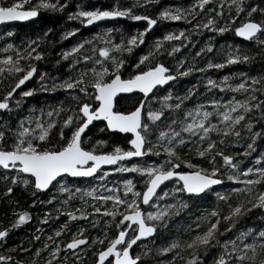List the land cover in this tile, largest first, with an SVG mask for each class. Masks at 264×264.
Returning a JSON list of instances; mask_svg holds the SVG:
<instances>
[{
    "label": "trees",
    "instance_id": "1",
    "mask_svg": "<svg viewBox=\"0 0 264 264\" xmlns=\"http://www.w3.org/2000/svg\"><path fill=\"white\" fill-rule=\"evenodd\" d=\"M0 2L7 6L12 0H0ZM51 2L55 4L57 0H51ZM64 3L65 0H59V4ZM193 3H195V0H156L151 6H146L143 5V0H140V6L133 7V5L137 4V0H68L62 10L58 6L55 9L40 8L37 20L28 24L1 28L0 58L11 55L13 60H15L16 56L19 55L21 57L19 66L22 69H26L31 64H35L37 68V72L29 82L23 88L18 89L13 94V97L9 98L10 108L0 109V131L6 132L4 143L11 145L14 140L13 132L19 130L22 120L23 127H35V117H40L41 123L44 124H47L51 119L57 121L49 136L52 145H58L61 142L58 136L61 127L60 121L70 114V110L76 109L79 103L85 100L93 104V107H97L98 103L94 101L92 96H85L79 88L65 89L56 87L54 89L53 85L69 78L76 79L78 73L85 69L91 70L93 66L99 68L100 65L96 64L97 60H101L111 67V61L108 58L101 57L98 51L93 54L91 44H85L82 50L83 54L92 57L89 61L82 60L81 55L77 53H72L68 58H64L63 52L70 50L71 47L82 40H91L97 33L103 35L108 28L113 29L112 33L109 34L112 42L118 43L121 39L126 41L129 36L137 34L147 26L146 21L132 20L129 16L125 19L112 20L87 28L79 20L69 19L70 13H75L78 9H94L97 7L100 9H111L114 5H118L122 8L132 7L134 14L148 15L156 18L157 13L162 9L175 10L183 8L189 10ZM245 3L246 5L255 4L258 7H264V0H245ZM37 4L38 0H27L23 8L27 9ZM221 10L222 14L218 15V13H221ZM196 11L198 14H194V19L191 16L187 20L172 21L158 19L157 24L145 33L144 42L133 47L131 52H120L114 49L111 53V55H116L125 61L120 74L124 78H127L135 74L136 71L143 69L144 65H141L140 68H134L133 65L137 64L141 55L147 54L157 38L164 36L168 32L178 33L181 29L185 30V35L188 37L186 40L181 38L179 41L165 42V50L159 56H156L153 61V63L155 61L164 63L171 72L177 74L172 82L155 90L152 96L155 95L157 99H152V96L147 99L143 122H149L146 116L149 109L156 110L161 107L159 97L168 95L170 91L172 98L169 103H179L180 101L176 97H183L189 90L194 89L191 95L183 101L179 109L164 108L163 115L157 121L150 124L152 130L147 135L145 148L148 146V141H150L154 149L153 152L144 158L118 162L112 167L117 169V171H110L109 169L101 170L95 177L88 178L63 177L65 187L73 193L71 196H69L68 192L58 191L60 186L57 182L48 191L36 190L31 183L30 176L19 173V170L4 169L3 166H0V228H9L8 234L0 243V255L12 258L8 264H19L20 261H24V264H43L40 261L36 262L34 260L36 258L33 257H35L36 250L42 245L45 235L54 232V230L60 232V235H56L55 238L61 241V251L52 264H61L65 257L67 258V264H74V262L75 264H95L97 257L94 253L107 247L108 241L118 234L119 229L116 227V224L121 219L120 213H124L128 209L125 205H120V213L116 217L105 215L103 212H94V207H100L101 209L105 207L111 208L113 202L111 200L101 201L96 199V197H101V194L92 198L85 190L98 188L101 184H104L101 177H103L105 171H108L107 176L110 179L120 177L124 174V171L120 170L122 164L125 165L133 161L141 164L145 158L154 159L158 162L165 159L166 154L161 151V147L167 142L165 138V140L161 141L160 145H157L156 137L159 131H165L169 123L175 121L176 123L171 126L177 132H181V124L191 118L186 117L185 112L195 108L197 105H202L213 112L212 117L209 119L215 122L221 119L217 115V112L224 110V101H232L233 98L241 101L247 98L250 103L264 101V90H262L264 89V43L260 42L264 41V34H260L258 38L250 40H244L238 36L234 28L239 26V22L245 18L244 13L223 33L217 32L211 27L207 29L200 28L199 30L194 29L193 26L195 24L206 22L209 16L217 20L218 26H223L224 21L235 14L234 6L229 4L228 0H223V2L221 0H209L204 9L197 7ZM253 18L260 20L262 17L259 12H256L253 13ZM74 28L79 30L71 36L65 35V33ZM30 41H35V43L29 44ZM93 43L96 44L97 49L105 46L103 41H93ZM208 43L213 45L212 51H206L197 56L196 54L199 50ZM8 44H12L13 48L9 49L7 47ZM174 44H181L182 46L177 52L168 55V51H170ZM31 50L42 52V58L36 59L35 51L29 57L28 52ZM230 52H238L241 56H247L248 59H241L235 63L225 64L223 67H206L209 61L213 65L223 63ZM73 59L78 62L73 64ZM180 61H183V63L178 65ZM70 64L72 65L71 68L69 67ZM0 68L4 69L3 72H0V98H3L6 89L22 73H10L3 63H0ZM187 68H191L192 71L187 75L178 74ZM41 73L46 74L44 80L40 79ZM225 76L229 77L227 81L223 80ZM251 77H256L257 83L253 84ZM208 79L214 80L216 86L208 85ZM241 81L252 85V88L246 92L235 89L234 86ZM222 84H227L230 87H221L220 85ZM28 88L35 89L33 94L27 97L20 96V93L26 91ZM89 92H92L91 87H89ZM250 94L256 96L255 101L250 99ZM142 99L143 96L139 93L121 95L116 99V109L123 112L132 111ZM211 99L221 101L220 107L216 108L215 105L206 103V101ZM17 100L20 101L19 106L16 104ZM57 109H60L58 115L54 111ZM49 111H53L52 117L47 115ZM262 111H264V107L253 109L247 113V117H251L256 121L253 125L254 130L264 129V118L260 116ZM27 117L32 118L33 123L31 125L25 119ZM241 123L243 124L244 122ZM184 133L187 136L191 135L186 132ZM245 133L246 129L241 128L239 140L229 135L223 136L222 141V134L210 133L211 139L217 141L215 150L211 153H206L203 157L198 156L196 150L197 148L201 150L206 148L207 140L201 143L198 138L199 133L192 136L190 141L177 146V152L180 154L181 160H190L192 164L199 165L205 169H210L213 166L218 167L220 171L217 173V176L223 179L224 185L214 188L201 196H189L184 192L174 193L169 197H155L153 203L161 205L175 203L173 197H178L187 206L170 217L166 216L163 224L157 223V230L152 238L138 241L133 246V255H140L138 264H187L188 256L191 252L190 249H177L176 251H180V256L175 260H173L174 252L162 253L159 249L166 247L169 239L182 231V223L189 217L190 213L195 212L200 205L207 201H211V204L218 211L221 218L229 213L230 205L234 207L238 203H243L244 208H247L248 211L242 209L243 214L234 217L235 224L228 231L224 230L228 228L232 220H220L216 234V240L219 243L213 240L210 242V247L206 250H200L199 254L202 257L200 264H214L221 251L224 250L223 242L236 238L239 232L247 231L248 229L253 230L244 241H237L242 244L244 242H251L254 234L264 229L263 208L260 206L252 207L259 192L264 191V182L255 187L251 193L234 191L241 188L235 187L231 183L232 180L229 179V176L236 175L237 172L229 165H225L222 157L219 155L220 152H223L225 155H233V162L237 163L241 169L255 163L254 159L256 157H264V136L256 139L253 149L249 150V154H244L247 144L252 142ZM64 135L65 137L70 135L68 128L64 129ZM97 141H106V143L97 144ZM130 141L131 136L129 134L112 132L106 127L105 122L102 121L94 122L84 135V146L91 148L93 145H96L97 152L112 151L115 145H119L124 150H130ZM39 143L42 146H48L42 141ZM189 144H191V147H189ZM157 153L159 154L157 155ZM213 156L215 157L214 164L212 162ZM179 170L189 171L194 169H190L188 165L181 163ZM16 175L28 177L30 180L29 185L25 186L22 182L12 184L11 177ZM129 175L133 177L136 189L142 193L146 186L147 176L136 171L129 173ZM9 186L13 189L11 193L6 191V188ZM179 186L176 180L171 181L158 194L162 193L165 189L171 191L173 187ZM76 189H81V191L77 192ZM117 194L122 199H130L129 194L122 192ZM223 196L227 198H221ZM141 199L142 197H138V202L140 203V207L145 210L146 208L142 206ZM33 200L36 201L35 204L32 203ZM18 211H28L31 219L20 226L11 228L9 226L14 223ZM72 211H75L77 215L74 219H69L68 213ZM80 211L85 212L86 215L84 217L79 216ZM45 214H47V219H45ZM215 219L216 217H212L213 221ZM196 223L200 224L199 229L204 231L208 222L202 223V217H198ZM125 226H127L126 222L121 227ZM81 227L84 230L83 235L89 237V242L94 237H101L104 239V243L93 244L90 248L84 246L83 248H85L87 255L84 256L81 252L76 251V255L81 256L82 260L75 261V257L73 256L74 251L64 249L63 245L69 242L73 238L75 230ZM131 234L132 229L128 236ZM41 254H44L43 250L40 251L39 256H36L38 260ZM0 264H6V262H0Z\"/></svg>",
    "mask_w": 264,
    "mask_h": 264
},
{
    "label": "snow or ice",
    "instance_id": "2",
    "mask_svg": "<svg viewBox=\"0 0 264 264\" xmlns=\"http://www.w3.org/2000/svg\"><path fill=\"white\" fill-rule=\"evenodd\" d=\"M68 0H65L64 4L52 3L51 0H38V4L33 7H29L26 10L23 8L27 0H12L7 6L0 2V21H12V20H25L30 17H36L38 15L40 8H52L55 9L57 6L62 10L67 4ZM156 0H143V5L151 6ZM223 2V0H221ZM209 3V0H195V3L191 5L189 10L183 8L179 9H162L157 13V17L153 18L148 15H137L133 13L132 7H119L114 5L113 8L100 9L99 7L94 9H78L75 13L69 14V19H77L83 25H91L96 21H100L104 18H114V17H131L132 20H144L147 22V26L139 31L137 34H133L127 38L125 41L121 39L118 43H113L110 38V33L113 29L108 28L106 32L101 35L97 33L92 37L91 40H82L81 42L75 44L70 50L63 52V57L68 58L72 53H77L81 55L82 60L89 61L92 59L89 55L82 53L85 44L92 45V52L95 54L96 51L99 52L101 57H106L111 61V67L107 66L103 61L97 60L96 64L100 67L97 68L93 66L91 70L85 69L84 71L77 74L76 79H67L65 81H60L53 85L56 87L65 89L79 88L85 96H92L94 101L98 103L97 107H93V104L88 103L86 100L79 103L76 109H71L70 114L67 115L65 119L60 121L61 127L58 132L61 142L53 146L49 133L54 129L57 121L51 119L47 124L41 123L40 117H35V127H23V120L20 122V127L18 131H14V140L11 145H6L4 143L6 138V132L0 131V166L4 169H15L19 170V173L28 174L31 177V183L36 190H43L49 188L50 185H54L57 182L60 187L58 191L68 192L69 196L73 193L69 191L67 187L64 186V179L62 174H71L72 176H90L97 172L102 165H113L123 158L142 156L146 152H153V146L151 142L148 141V146L146 145L147 135L151 132L152 128L150 124L157 121L163 115V109H179L183 104V101L191 95L194 89L189 90L183 97H176L179 103H169L172 98L171 92L163 97H159L161 107L156 110L149 109L146 116L149 122L142 121V109L145 108L146 101L144 99L140 100L138 105L129 112L114 111V97L118 93H130L133 90H140V92L148 97L149 93H153L154 89L158 86L165 85L168 81L175 78L177 73L171 72V70L166 67L162 62L153 61L156 56H159L163 52L164 44L168 41H179L181 38L186 40L188 37L185 35V30L181 29L178 33L168 32L164 36L159 37L154 42V45L147 52L139 57L134 68H140L144 65L142 70H138L135 74L128 76L127 78H122L120 70L123 67L125 61L116 55H111L113 50H118L120 52H131L133 47L144 42L145 33L153 28L157 24L158 19L162 20H187L190 16L194 19V14L197 13V7L199 9H204L205 5ZM228 3L233 5L235 8V14L231 15L223 23V26H218L217 20L209 16L206 22H201L195 24L193 27L196 30L200 28H209L223 33L232 23L237 21V18L241 16L242 13L245 14V18L239 22V26L234 28V31L240 36L247 39L258 38L260 34H264V7H258L255 4L246 5L245 0H228ZM140 6V0H137V4L133 7ZM231 11V10H230ZM259 12L261 14V19L257 20L253 18V13ZM222 14L218 13V15ZM79 29H72L65 33L67 36H71L74 32ZM50 31V30H49ZM39 39V38H37ZM93 41H103L105 46H101L97 49L96 44ZM264 43V41H260ZM35 43V41H30L29 44ZM38 46V45H37ZM181 44H174L168 55L175 53L181 47ZM9 49L13 48L12 44H8ZM213 49V45L208 43L205 47L201 48L196 54L199 56L201 53L206 51L210 52ZM33 51L28 52V56L33 55ZM43 53L35 51V58H42ZM21 57L16 56L15 60L11 55H6L0 58V63H3L10 73H22L18 78L6 89L3 98H0V109H9V98L13 97V94L22 85L25 84L30 78L34 76L37 72L35 64H31L26 69H22L19 66V61ZM247 60V56H241L238 52H230L228 57L223 61V63L215 64L209 61L206 64L207 68L212 67H223L225 64L235 63L239 60ZM73 59V64L77 63ZM183 61L178 62L182 64ZM10 65V67H8ZM71 68L72 65L70 64ZM4 69L0 68V72ZM192 71L191 68L185 69L183 72H179V75H187ZM46 74L41 73L40 79L44 80ZM86 77H88L86 79ZM229 79L228 76L223 77L224 81ZM253 84L257 83L256 77H251ZM207 84L210 86H216V82L212 79L207 80ZM221 87H230L227 84L220 85ZM89 87H91L92 92H89ZM235 89L240 91H248L252 88V85L246 84L244 81L236 84ZM264 90V89H262ZM35 89L28 88L26 91L20 93V96L27 97L31 96ZM255 91V89H253ZM152 99H157L155 95ZM251 100H256L255 95L250 94ZM20 101L17 100L16 104L19 106ZM207 104L215 105L219 108L221 101L216 99H211L206 101ZM225 107L223 111L217 112V115L221 118L218 121H211L209 118L212 117L213 112L204 108L202 105H197L195 108L185 112L186 117H192V119L187 120L181 124V132H186L191 135L185 137L181 135V132H177L171 125L175 124V121H171L169 126L165 131H159L156 137L157 145H160L161 141L167 139V143L161 147V151L166 154L164 160L159 164L155 162L150 163L147 166H141L139 164H132L131 169L142 173L147 176L146 186L141 192L136 191L133 187V182L131 180L123 181L124 192L132 193L130 199H122L120 195L114 194L112 196H101L96 197V199L104 201L111 200L112 207H105L101 209L100 207H94L93 211L100 213L103 212L105 215L116 217L120 213V205H125L128 211L120 213L121 219L117 222L116 227L119 229L118 234L108 241L107 247L95 252L94 255L97 257L96 264H138L140 260V255H133L130 251L133 245L137 243L143 237H150L157 230V223L160 221H165V217L172 216L175 212L186 207L187 205L183 200L178 197H173L175 203H169L160 205L157 204L155 211H147L140 207L137 197H142V202L145 205L151 207V200L154 197L163 198L172 196L174 193H189V194H201L205 190L210 189L212 185L219 184L221 181L217 176L220 171L218 167H211L210 169L201 168L199 165L192 164L190 160H181L180 154L177 152V146L183 145L186 141H190L191 137L199 133V140L204 143L207 140L206 148L203 150L197 148L196 154L198 156H205L206 153H211L215 150L216 140H212L210 133L215 132L222 134L223 136H233L236 140L241 137V128L246 129V135L249 136L251 143L247 144L245 148V155L249 154V150L253 149L254 143L258 137L264 136V129H253V125L256 123L251 117H247V113L253 109H261L264 107V101H257L256 103H250L249 99L236 100L233 98L232 101H224ZM239 110V111H237ZM56 114H59L60 109L54 110ZM235 113V114H234ZM195 114V115H194ZM49 117L53 116V111L47 113ZM260 116L264 118V111L260 113ZM103 117L106 121V127L109 129H118L123 132H132L135 134L134 138L131 139L130 144L134 146V150H124L119 145H115L112 151L109 152H97L96 145L91 148L84 146V137L82 134L96 118ZM31 125L33 120L31 117L25 118ZM241 122H244L243 124ZM239 125V127H237ZM68 128L70 135L65 137L64 129ZM44 142L47 147L42 146L39 142ZM106 141H97V144H104ZM191 147V144H189ZM159 153H157L158 155ZM219 155L222 157L225 165H229L233 169L238 168V164L233 162V155H225L220 152ZM264 159V157H256L259 161ZM212 162L214 164L215 157H212ZM186 164L189 166V171H180V165ZM120 170L128 171L123 164ZM110 171H117V169L112 168ZM243 174L247 176L248 174H254L253 179H246L244 181L245 187L243 189H235L236 192L246 191L251 193L254 187L261 182H264V167H247L243 170ZM108 172H104V176H107ZM172 178H176L179 187H173L171 191L165 189L162 193L158 194L157 189L160 185L169 181ZM7 179V178H6ZM103 179V177H101ZM229 179L239 180V175H230ZM17 182H22L25 186L29 185L30 180L26 176L16 175L11 177V183L15 184ZM103 189L104 185H100ZM111 188V185L109 186ZM6 191L11 193L13 191L12 187H7ZM77 192L81 189H76ZM87 194L92 196L95 194V189L85 190ZM219 195V194H218ZM221 198L226 199V196ZM36 203L35 200L32 202ZM67 203V201H65ZM264 207V191H260L258 197L255 199V203L252 207ZM229 213L220 217L218 211L214 208L210 215H205L202 218L203 222H208L207 227L204 231H196L189 240L181 242L179 238H174L166 247L159 249L162 253L174 252L173 260L180 256V251L177 249L184 250L190 249L191 252L188 256L187 264H200L202 257L200 256V250H206L211 246L210 242L216 240V234L218 232V225L220 220L225 221L232 220L229 223L228 229L232 228L235 224L234 217L242 215V209L248 211L244 208L243 203H238L234 207L229 206ZM69 219H74L77 215L75 211L69 212ZM85 212L80 211L79 216L84 217ZM212 217H216L213 221ZM31 219V215L28 211H18L16 213L15 221L9 227L14 228L24 224L26 221ZM45 219H47V214H45ZM132 221L135 224H128L125 227V222ZM196 229L200 228V224L194 226ZM129 229H132V234L126 238L129 233ZM83 229H79L78 232L73 236V238L63 245L64 249L76 250L81 252L84 256L87 255L85 248L79 246L91 247L93 244H103L104 239L101 237H94L91 242H89V237L83 235ZM106 231V230H105ZM9 232V228H0V238L6 237ZM253 232L252 229L247 231H241L237 234L236 238L225 240L223 242V251H221L219 257L215 260L214 264H264V229L256 232L253 236L251 242H244L242 244L237 241H244L245 238ZM57 236L60 232L56 233ZM216 243H219L216 240ZM47 248V244L44 245ZM61 251L60 246H54L49 252V258L44 261V264H52V261L59 256ZM76 251L73 252L75 261H81L82 257L76 255ZM40 249L35 252L36 256H39ZM234 257V258H233ZM12 258L10 256L0 255V262H10ZM19 264H24V261H20ZM61 264H67V258L61 262ZM75 264V262H74Z\"/></svg>",
    "mask_w": 264,
    "mask_h": 264
},
{
    "label": "rangeland",
    "instance_id": "3",
    "mask_svg": "<svg viewBox=\"0 0 264 264\" xmlns=\"http://www.w3.org/2000/svg\"><path fill=\"white\" fill-rule=\"evenodd\" d=\"M190 119H192V117ZM182 135L185 136V137L187 136L184 132H182ZM153 142H155V141H153ZM166 142H167V139H166ZM145 153H146V155L149 154V152H146V151H145ZM153 162H155L156 164H159L160 163L157 160L150 159V158H145V160L143 161V163H141L139 165H141V166H147V165H149L150 163H153ZM254 162L255 163H252V164L248 165L247 167H264V159L263 160H259V161H257L256 159H254ZM132 164H138V163H136L135 161H133L131 163L125 164L124 166L126 168H128L129 170L128 171H124L123 172L124 174H122L120 177H117V178H114V179H110L108 176H104L103 175V179H102V181H103L102 183H104V184H102V185H104L103 189H101V187H98V188H90V190L95 189V194L92 195V196H90V195L89 196L92 197V198H95L99 194H101L102 196H112V195L117 194L119 192L125 193L124 192V184H123V181H125V180H131L133 182L134 189L136 191H138L136 189V183L133 180V177L129 175V173H131V172L134 171V170L131 169V165ZM247 167H245V168H247ZM120 168H121V166H120ZM245 168L241 169L240 167H238L237 169H235L236 172H237L236 175H239V177H240L239 180H232L231 183L234 184L235 187H239V188L243 189L245 187L244 181L246 179H253L254 178V174H248L247 176H245L243 174V170ZM106 170H108V169H106ZM105 181H107V182H105ZM110 185H111V188L109 187ZM258 185H256L255 187H257ZM64 186H65V183H64ZM255 187H254V189H255ZM127 194H129L130 195V198H131L132 193H127ZM137 199H138V197H137ZM157 204L158 203L151 204L152 206L151 207L148 206L144 211L145 212H147V211H155ZM212 209H214V207L211 204V201H207L204 204L200 205L195 212L190 213L189 217L182 223V225H183L182 228H181L182 231L179 232V234L173 235L169 239V243L174 238H179L181 240V242L183 243V242L189 240L191 238V236L196 231H201L202 232V230L196 229L194 227L197 224L196 223V220H197L198 217H202V218L205 217L206 214L207 215H210ZM163 222L164 221H160V222H156V223L163 224ZM79 229H82V227L79 228ZM79 229L75 230V232L73 234L75 235L78 232ZM57 232H59V231L58 230H54V232L45 235L42 245L38 248V249H40V251L43 250V253L44 254L43 255L42 254L40 255L41 257L39 258V260H38V258L35 255V257H33V258H36V259H34L36 262H39L40 261V262H43V264H44V261L49 258V252L51 251V249L54 246H60L61 245L60 239H56L55 238ZM45 244H47V248L44 247ZM29 264H33V263H29Z\"/></svg>",
    "mask_w": 264,
    "mask_h": 264
},
{
    "label": "water",
    "instance_id": "4",
    "mask_svg": "<svg viewBox=\"0 0 264 264\" xmlns=\"http://www.w3.org/2000/svg\"><path fill=\"white\" fill-rule=\"evenodd\" d=\"M30 1H33V0H30ZM26 10V9H25ZM38 15H39V12H38ZM38 15L36 16V17H30V18H27V19H25V20H12V21H0V28H3V27H6V26H14V25H20V24H28V23H30V22H33V21H35V20H37V18H38ZM126 17H114V18H104V19H102V20H100V21H96V22H94L93 24H91V25H85L87 28H90V27H94V26H98V25H101V24H103V23H105V22H108V21H112V20H120V19H125ZM239 36V35H238ZM240 37V36H239ZM241 39H244V40H250V39H247V38H244V37H240ZM122 78H124L123 76H122ZM31 79V78H30ZM29 79V80H30ZM175 79V78H174ZM173 79V80H174ZM29 80L28 81H26L25 82V84L24 85H22L19 89H21V88H23L28 82H29ZM173 80H171V81H168L165 85H167V84H169L170 82H172ZM165 85H162V86H165ZM158 87H161V86H158ZM157 87V88H158ZM156 88V89H157ZM156 89H154V92H155V90ZM18 90V89H17ZM153 92V93H154ZM132 93H139V94H141L142 96H143V99L145 100V101H147V99L149 98V97H151L152 96V94L153 93H149L148 94V97H145L141 92H140V90H133L132 92H130V93H118L117 95H116V97H114V104H113V110L114 111H119V110H117L116 109V99L119 97V96H121V95H129V94H132ZM143 114H144V109H142V121H143ZM96 121H102V122H105V124H107V121L103 118V117H99V118H96V119H94L93 121H92V123L88 126V128L85 130V133L88 131V129L93 125V123L94 122H96ZM109 129V128H108ZM110 131H112V132H120V133H124V134H129L130 136H131V139H133L134 138V136H135V134L134 133H132V132H123V131H121V130H118V129H109ZM85 133L84 134H82L83 135V137H84V135H85ZM130 150H134V146L133 145H131V149ZM146 156V153H144V155H142V156H134V157H127V158H123L121 161H124V160H136V159H139V158H144ZM118 162H120V161H118ZM117 162V163H118ZM116 163V164H117ZM116 164H113V165H102L101 166V168L100 169H97V172L96 173H93L92 175H90V176H72L70 173L69 174H62V176L63 177H65V176H68V177H70V178H88V177H95L97 174H98V172L99 171H101V170H106V169H110V168H112V167H114ZM26 175H28V174H26ZM220 179V183L219 184H216V185H212L211 186V188L210 189H207V190H205V192H203V193H201V194H189V193H186L187 195H189V196H201V195H204V194H206V193H208L209 191H211L212 189H214V188H219V187H221V186H223L224 185V181H223V179H221V178H219ZM174 180H176V178H172L171 180H169V181H165V182H163L161 185H160V187L157 189V193H159L169 182H171V181H174ZM55 183V182H54ZM53 185H50L49 186V188H47V189H43V190H39V191H43V192H45V191H48L51 187H52ZM155 199V197L151 200V202L150 203H152V201ZM142 205L143 206H148V205H145V204H143V202H142ZM263 208V210H264V207H262ZM127 222H129V224H135V222H132V221H127ZM156 233V232H155ZM155 233H153L150 237H143V238H141L139 241H142V240H148V239H150V238H152L154 235H155ZM127 236H128V234L126 235V238H127ZM4 238V237H3ZM3 238H0V243L2 242V240H3ZM138 242V241H137ZM134 246V245H133ZM79 247H83V245L82 246H79ZM133 248V247H132ZM72 251H75V250H72ZM130 251H131V253H132V249H130ZM133 254V253H132ZM138 263H139V261H138Z\"/></svg>",
    "mask_w": 264,
    "mask_h": 264
},
{
    "label": "flooded vegetation",
    "instance_id": "5",
    "mask_svg": "<svg viewBox=\"0 0 264 264\" xmlns=\"http://www.w3.org/2000/svg\"><path fill=\"white\" fill-rule=\"evenodd\" d=\"M153 201H154V200H153ZM153 201H152V203H153ZM141 203H142V199H141ZM152 203H151V204H152ZM142 206H143V205H142ZM148 206H149V205H148ZM148 206H146V207L143 206V207H144V208H147ZM142 209H143V208H142ZM126 223H127V225L129 224V222H126ZM130 230H131V229H129V233H130ZM129 233H128V234H129ZM127 237H128V236H127ZM83 247H84V246H83ZM83 247H81V248H83ZM71 251H72V250H71ZM75 251H76V250H75ZM95 264H96V263H95Z\"/></svg>",
    "mask_w": 264,
    "mask_h": 264
}]
</instances>
